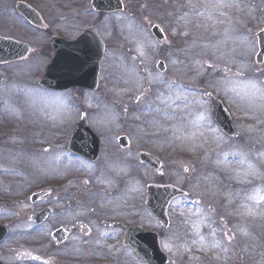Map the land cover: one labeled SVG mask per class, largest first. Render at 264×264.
<instances>
[{
	"label": "rangeland",
	"instance_id": "374dc122",
	"mask_svg": "<svg viewBox=\"0 0 264 264\" xmlns=\"http://www.w3.org/2000/svg\"><path fill=\"white\" fill-rule=\"evenodd\" d=\"M14 1L16 0H0V34L28 44L33 50V55L25 63L0 67V72L8 79L5 86H0V201L3 204L0 210V224H5L10 231L1 247L3 256L0 257V260L5 264H19L16 258L20 260V264H34L33 258L38 256L36 245L30 239V223L25 220H29L37 208L33 209V205L29 204L27 194L31 193L34 188L45 185V182H48L53 175L59 176L64 172H74L76 169L70 176L72 180L69 181L67 191H55L54 193L67 197L77 188L75 184L77 183L81 190L92 187L97 196V204H99V200L105 196L96 186L95 180L99 181L96 173L102 168H106L104 165L109 161L107 157L115 156L114 159L118 158V156L113 155V152L120 154L123 161L126 162L129 159L133 161L132 163H135L134 156L137 155L138 150H150L155 155L156 153L162 154L165 162V164L163 163L162 174H156L153 171L148 172L137 163L132 165L133 175L138 176L148 185L172 184L180 188L189 186L191 189L192 185L189 182L193 181L194 174L198 173V177H200L205 173L203 169L208 168V165L217 173H223V169L227 171L224 168L227 165L225 163L227 158L224 153L225 147L222 145L209 147V141L216 139L217 134L210 109L205 110L203 98L197 92L187 91L183 86H177L174 83L177 81L175 80L176 77L180 76L187 84L186 86L195 83L202 93H208L212 82L209 83L208 88L204 82L205 79H201L206 76L209 79L212 78L217 68L214 65H209L207 69L195 67L190 70L194 63H203L209 59L210 63L215 61L231 67L232 72L228 71L227 74H223V68L220 67L222 74L217 76L218 80H213L212 86L217 93L226 97L225 101L228 107L235 116H238V119L242 117L247 124H252L254 121H264V84L257 82L255 86H246L245 81L237 76L238 68L240 64H243L241 60L244 59L242 58L247 59L246 55L253 50L249 46H237L230 42L231 33L238 28V23L237 20L232 19L228 25L226 24L223 15H229V13L224 9V0H152L150 3H147V0L128 1L130 4L128 19L115 16L114 28L128 32L130 35L119 33L122 36L118 37L113 33L111 35L113 40L108 35L109 52L101 63L100 85L94 95L55 93L39 88L36 78L42 74L44 65L52 58L48 43L50 32L48 36L40 35L33 31L34 29L26 26L19 17L9 16L12 14L13 8L11 7ZM87 1L89 0H64L65 5L62 8L57 0H36V8L40 14L46 15L50 26L61 30L62 34L69 39H75L76 37L74 38L69 34L80 33L85 23L89 24L87 27L95 26L98 28L100 26L95 24L98 23L96 16L95 20H92V15H78L87 12L82 9L83 4ZM247 1L249 0H242V4ZM250 2L257 8V11L262 9L264 18V2L260 0H250ZM77 3L79 4L75 10L74 7ZM228 3L229 1L225 0L224 5L227 7ZM181 4L184 5L183 8ZM171 6H174L173 10H176V7H181V10H177L178 14H174L171 12ZM235 11L236 8L233 6V12ZM167 12L168 15H166ZM163 15H166L169 21H165ZM89 19L91 21H87ZM171 19H176V25L174 23L172 26L169 25ZM11 23L13 25L9 29L7 24ZM103 24L104 21L101 20L99 33L102 37H104V32L102 33L101 29L103 31L111 29V26H107L105 29L106 24L104 26ZM154 25H159L164 33L167 32L171 36L170 44H167L166 41L165 43L155 41L151 34L147 33V28L150 30ZM177 35H183L185 38L183 48H181L185 55L182 56L179 55V50L178 53L173 51L177 49L178 43L175 42ZM126 36L130 39H127ZM121 38H123V46L128 45L133 48V54L127 56L123 52H118L114 58L113 55L116 53L114 52V41ZM177 41L179 42L178 39ZM144 49L152 53L148 55L147 59L143 58ZM161 60L166 64V73L162 75L156 69V64ZM172 60L177 63L175 67L172 66ZM160 75L162 76L161 79L158 78ZM202 81L203 83H201ZM167 83L172 85L168 86ZM172 91L173 102L177 94L180 95L177 106H174L178 115V124L176 134L172 133L173 135H170L168 140L182 146L180 148L182 154H175V161L173 162L161 151L159 152L147 144H140L134 139L139 123L143 122L149 125L147 121L152 117L150 111L153 110L150 108L146 112H141L143 108L150 106L146 102L147 99L155 94L156 99L161 100L163 93ZM85 102H88V105ZM131 105L135 111H132ZM89 107L92 109L89 110ZM82 116L86 117L88 126L100 139L99 158L96 162H89L90 164L84 163L86 161L82 159L71 157V153L66 150L67 141L70 139L76 124L83 119ZM154 118L153 122L156 124L157 116ZM116 122L119 125H116ZM4 133H7L5 139L2 137ZM121 136H127L131 143L138 145V148L130 146V150L132 149L130 156L117 146V140ZM137 140L139 141L138 138ZM204 148L209 149V162L206 161L208 165L205 162H199L197 155L192 156L195 151ZM159 158L162 159V157ZM109 163L114 166L111 162ZM118 165L117 168L110 167L106 176L118 179L119 186L126 188L123 193L127 196L124 206L132 208V210L137 207L139 213L125 212L122 206L123 198L119 196L114 204H106V202L101 204L103 214L116 215L124 220L131 218V222H126L130 224L144 221V224L154 228L156 222L149 212L143 214L145 219H141L139 217L141 203L136 205L138 203L137 193L142 191L143 196H145L146 188L143 193V186L127 179L126 170H129L126 164ZM259 165L264 172V159L260 161ZM94 169L98 171L94 174L88 172ZM254 169L256 170V167ZM244 172L248 179L251 169L246 166ZM208 174H204V178L208 177ZM212 176H214L213 173ZM39 177L45 178L44 181L38 180ZM210 179L211 177H209ZM255 179L253 178L244 187L248 191V197L244 202L246 206L240 211L238 209L236 213L235 217L238 220H234L233 215H226L221 203L206 202L207 192L202 193L200 188L197 191L198 187L192 191L196 194L195 197L204 198L200 208L207 207L209 203L207 211L209 221H216L212 225L225 223L226 226L220 228L221 237H223L222 232L225 230L234 231L235 237L228 239L226 243H221L220 248H218L219 252L213 246L214 239L209 242V264H240L239 256H243L241 261L244 264H259L263 261L264 212L260 214L261 219H259L258 213L261 212V207L253 205L256 195L258 196L257 204L259 201L264 202V173L258 174L256 181ZM217 181L218 179L214 178L212 183L217 185L216 189H222L223 185L221 188V183ZM201 182L202 180L198 181V185L202 186ZM105 190L110 191L112 189L107 185ZM116 191L119 193L120 189ZM25 200L26 202H22ZM27 205L29 212L25 211ZM233 205L230 200V209ZM180 206L177 204L173 208V214L179 211ZM262 206L264 207V204ZM257 207L258 210H256ZM220 209L221 212H219ZM135 211L136 209L133 212ZM103 220L114 222L106 217L101 218V222ZM256 220H258L257 223H255ZM177 221L178 217L175 218V222ZM85 222L91 224L88 218L85 219ZM202 222L207 221L203 220ZM184 228L190 230L193 226L186 225ZM214 229L217 234L218 228L214 227ZM96 232L93 230V233ZM259 232L263 234L260 237L263 250L260 254L252 256L251 253L255 248L254 240L258 238L256 233ZM209 236L214 237L215 233L212 231ZM118 237L116 235L106 243L104 252L109 256L113 252H117L113 242ZM198 239L199 242L202 240L200 236L194 237L195 241ZM168 244L173 243L169 241ZM167 247L168 249L171 248L170 246ZM62 249L70 252L69 245ZM175 252L177 251L175 250ZM44 253L45 250L41 252L42 260L47 257ZM124 253L121 258L114 260H110L109 256L98 255L97 258L102 260L101 264L108 263L104 259H109L111 264H141L138 261V263L134 262L129 251ZM219 253L224 257V260L219 256ZM31 257L33 258L30 259ZM248 257L250 259L254 257L251 263H249ZM172 259L177 264H191L173 254ZM203 263L207 264L208 262L204 261Z\"/></svg>",
	"mask_w": 264,
	"mask_h": 264
},
{
	"label": "flooded vegetation",
	"instance_id": "af4514ba",
	"mask_svg": "<svg viewBox=\"0 0 264 264\" xmlns=\"http://www.w3.org/2000/svg\"><path fill=\"white\" fill-rule=\"evenodd\" d=\"M28 1L31 2L32 5ZM57 1L59 2V5L64 8V0ZM128 1L131 2L130 0H122L123 10L121 12L105 13L93 11L90 6V1H87L83 4L82 8L87 12L78 15H96V21L98 23L95 24L100 26L101 20L106 16H119L121 18L128 19V15H130V4ZM22 2L30 4L35 10H37L36 0H26ZM78 4L79 3L75 5V10H77ZM65 12L67 11L65 10ZM39 15L42 16L44 23H46L47 25L43 32L48 33V35L50 32V38H48L50 49V40L53 36H61L67 40H71L68 37L64 36L61 30L56 27L50 26L47 21L46 15L40 13ZM240 17L241 15H233L232 19L237 20L238 28L234 30L233 33H231L230 42L234 43L237 46H249L252 49L258 48L257 35L261 31V29L259 27L260 25L258 24L257 19L253 17L245 18L243 20ZM87 21L91 20L89 19ZM87 25L89 24L85 23L84 27H86ZM100 26H98V29H100ZM44 50L46 49L44 48ZM50 54L53 57L52 49ZM244 61L249 63L248 59ZM173 126L174 123L171 118L169 120L168 127L172 128ZM262 128L263 127L259 125L260 132L262 131ZM249 133L251 132L247 131L246 122L241 118L239 122V129H236L235 138H232L231 140L240 139V141L243 142L246 136L249 135ZM65 175L69 174H61L57 178H50L49 185L46 190L47 194L39 202L41 204L40 210H36V213H39L42 210H48V218L44 222L40 223H38L35 219H32V221H30V239L36 245V251L38 255L34 258H30H33V260L35 261L34 264H86L84 245L87 240L89 242L97 241L100 232H104L106 235L117 234V230H114L115 224L108 223L105 220L101 222V206L97 204V196L92 187L83 188L81 190L79 188V184L75 183L77 185V188L72 193L68 194L67 197L54 193L55 191H67L71 178L64 177ZM106 199L110 200L109 197ZM86 218L90 220L92 225L85 222ZM95 223H100L101 226L97 228ZM63 229L65 230L66 236L62 237L61 240L60 238H57L56 235L58 231ZM93 230H96L97 232L93 233ZM66 245H69L70 252L62 249ZM43 250H45L44 254L47 257H44V259L42 260L41 252ZM89 259L93 260V258L90 256ZM16 261L19 264L21 263L19 262L20 260L18 258H16Z\"/></svg>",
	"mask_w": 264,
	"mask_h": 264
},
{
	"label": "water",
	"instance_id": "95a60500",
	"mask_svg": "<svg viewBox=\"0 0 264 264\" xmlns=\"http://www.w3.org/2000/svg\"><path fill=\"white\" fill-rule=\"evenodd\" d=\"M23 11L24 10H22V12ZM26 16L29 19L31 17L30 15ZM67 45L69 46L68 48L56 46V57L47 68L43 84L47 86L49 79L54 78L62 82L63 85L57 86V88L60 90L77 86L74 84H64V81L61 79V77H69L79 83L81 87L94 90L97 86V79L100 70L99 63L104 53L103 45L97 38L96 34L89 31L85 32V34L81 36L77 42ZM74 52L80 53L81 59L67 62L65 60V55L72 54ZM25 54H27V48L24 45L15 43L13 41H6L0 38V63H8L19 60ZM262 54H264V51ZM63 69H71L72 73L69 75L64 74L62 72ZM1 82H4L3 78L0 79V83ZM86 141H88V143L85 144ZM97 141V137L88 128L86 123L82 122L78 124L72 136V142L69 146V149L75 153H82L86 147H90V158L93 157V159H95L98 154ZM143 159L144 162L149 164H151L149 159L153 160L149 156H143ZM158 167L159 166H157V168ZM178 194L180 193L173 188L151 187L149 188V207L155 215L159 216L160 219H163L164 210L162 207H160L159 210V203L162 204L160 201L161 198H163V196L174 197ZM134 231L133 234H136ZM0 236H3V231L1 232ZM132 239L134 240L133 244L129 241V245L137 257L149 262V264H171L169 259L162 255L159 251L157 238L153 233L141 232V234H138V237L133 235Z\"/></svg>",
	"mask_w": 264,
	"mask_h": 264
}]
</instances>
